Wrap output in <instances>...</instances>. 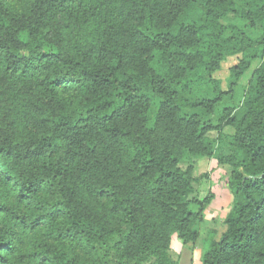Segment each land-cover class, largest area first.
<instances>
[{
    "label": "trees",
    "instance_id": "obj_1",
    "mask_svg": "<svg viewBox=\"0 0 264 264\" xmlns=\"http://www.w3.org/2000/svg\"><path fill=\"white\" fill-rule=\"evenodd\" d=\"M196 156L232 195L202 264H264V0H0V264H177L214 197Z\"/></svg>",
    "mask_w": 264,
    "mask_h": 264
},
{
    "label": "rangeland",
    "instance_id": "obj_2",
    "mask_svg": "<svg viewBox=\"0 0 264 264\" xmlns=\"http://www.w3.org/2000/svg\"><path fill=\"white\" fill-rule=\"evenodd\" d=\"M225 26L224 35L230 37L238 32H245L255 36V30L247 25V21L234 15H227L221 20ZM241 54H233L225 57L220 67L213 73V77L219 81L223 90H227L230 84L229 69L238 63ZM260 60H254L249 68L238 79L232 107H240L243 97L246 96V90L254 79L255 70L260 65ZM223 135H232L234 130L231 126L224 124L221 128ZM218 130H211L207 135L216 139ZM187 164L181 163L180 167L185 169ZM230 167L227 165H217L215 158L206 159L196 156L193 161V176L195 178L202 176L201 181L194 185L193 198L202 200L209 192L213 194L211 203L203 211V221L199 225L200 235L195 242L183 243L176 234L172 235L169 250L177 264H202V254L211 240H218L221 234L226 230L223 223L231 204L232 195L227 188V177ZM191 209L198 211L199 205L192 203ZM147 264V263H145Z\"/></svg>",
    "mask_w": 264,
    "mask_h": 264
}]
</instances>
